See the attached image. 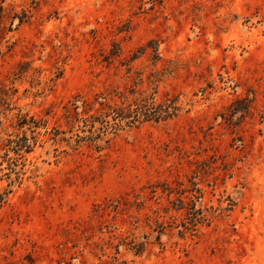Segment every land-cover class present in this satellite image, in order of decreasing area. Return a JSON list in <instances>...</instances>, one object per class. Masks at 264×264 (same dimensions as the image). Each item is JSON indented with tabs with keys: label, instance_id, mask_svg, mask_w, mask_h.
I'll use <instances>...</instances> for the list:
<instances>
[{
	"label": "rangeland",
	"instance_id": "374dc122",
	"mask_svg": "<svg viewBox=\"0 0 264 264\" xmlns=\"http://www.w3.org/2000/svg\"><path fill=\"white\" fill-rule=\"evenodd\" d=\"M0 198V264H264V0H0Z\"/></svg>",
	"mask_w": 264,
	"mask_h": 264
},
{
	"label": "trees",
	"instance_id": "16d2710c",
	"mask_svg": "<svg viewBox=\"0 0 264 264\" xmlns=\"http://www.w3.org/2000/svg\"><path fill=\"white\" fill-rule=\"evenodd\" d=\"M119 117H121L122 118V115H119ZM1 199V198H0Z\"/></svg>",
	"mask_w": 264,
	"mask_h": 264
}]
</instances>
